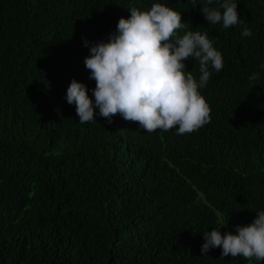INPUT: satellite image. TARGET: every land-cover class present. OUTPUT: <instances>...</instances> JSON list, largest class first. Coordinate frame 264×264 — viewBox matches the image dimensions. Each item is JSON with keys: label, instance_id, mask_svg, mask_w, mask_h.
Returning <instances> with one entry per match:
<instances>
[{"label": "trees", "instance_id": "trees-1", "mask_svg": "<svg viewBox=\"0 0 264 264\" xmlns=\"http://www.w3.org/2000/svg\"><path fill=\"white\" fill-rule=\"evenodd\" d=\"M236 2L244 23L224 28L190 0H0V264H264L201 255L221 218L223 234L264 211V0ZM153 3L180 12L178 36L207 33L222 54L199 89L210 122L149 133L95 109L81 124L65 97L75 79L94 100L84 41ZM184 63L198 81L199 62Z\"/></svg>", "mask_w": 264, "mask_h": 264}, {"label": "clouds", "instance_id": "clouds-1", "mask_svg": "<svg viewBox=\"0 0 264 264\" xmlns=\"http://www.w3.org/2000/svg\"><path fill=\"white\" fill-rule=\"evenodd\" d=\"M197 3L211 25L222 22L224 28H229L244 23L238 16L236 0H222L219 8L211 6L213 0L206 4L190 0L192 7ZM128 11L130 16L121 17L106 40L91 44L84 41L90 51L84 64L90 71L89 79L95 80L94 100L89 98L86 85L75 79L65 97L75 105L79 122H95L94 110L98 109V115L109 123L120 114L149 133L177 128V135H183L209 123L211 109L199 89L206 87L212 75L210 68L220 72L224 63L207 33L185 31L178 36L177 30L185 28L181 14L163 3H153L147 10L132 7ZM241 35L252 33L244 27ZM190 58L199 62L198 81L191 72H185L184 61ZM249 79L259 80L260 75L253 73ZM221 106L226 111L228 103ZM227 219L221 218L210 232H203L201 255L220 247L221 257L264 261V211L257 212L248 224L234 225L235 232L221 234Z\"/></svg>", "mask_w": 264, "mask_h": 264}]
</instances>
